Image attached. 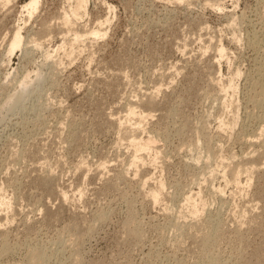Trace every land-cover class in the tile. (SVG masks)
I'll use <instances>...</instances> for the list:
<instances>
[{
	"label": "rangeland",
	"instance_id": "rangeland-1",
	"mask_svg": "<svg viewBox=\"0 0 264 264\" xmlns=\"http://www.w3.org/2000/svg\"><path fill=\"white\" fill-rule=\"evenodd\" d=\"M30 1L0 0V264H264V0Z\"/></svg>",
	"mask_w": 264,
	"mask_h": 264
},
{
	"label": "bare ground",
	"instance_id": "bare-ground-1",
	"mask_svg": "<svg viewBox=\"0 0 264 264\" xmlns=\"http://www.w3.org/2000/svg\"><path fill=\"white\" fill-rule=\"evenodd\" d=\"M10 1V0H9ZM39 5H40V0H31L27 5H25L24 6V9L27 11V13H29V16L30 15H32L33 13H35L36 11H37V9L39 8ZM78 5V4H77ZM84 5H85V2L83 3L82 1H80L79 0V5L78 6H76V7H78L77 9H75L76 10V12L75 13H73V14H76L77 16L79 15L78 13H77V11H82L83 9H82V7H84ZM85 8H86V5H85ZM74 10V11H75ZM75 16V15H74ZM30 17H32V16H30ZM67 17V16H66ZM68 18L69 17H67V20H68ZM75 18H76V16H75ZM66 19V18H65ZM68 21H70V19L68 20ZM67 22V21H66ZM72 23V22H71ZM70 23V24H71ZM68 25L69 24V22H67V23H64L63 22V25ZM70 24L67 26V27H69L70 26ZM66 27V28H67ZM19 30V29H18ZM20 31H21V29H20ZM20 31H17L16 33H15V36L13 37V40L11 41V44H10V50H9V52H11V53H13L14 54V52L16 51V50H18V49H20V48H22V45H23V37H22V33H20ZM99 31V30H98ZM97 31V32H98ZM79 32V31H78ZM94 33H96V31H94ZM76 34V33H75ZM77 35V34H76ZM79 35V34H78ZM77 35V36H78ZM93 35H96V34H93ZM99 35H101L100 33H99ZM80 36V35H79ZM97 37H98V33H97ZM78 38V37H77ZM35 42H37V41H35ZM38 43V42H37ZM39 45H41L40 43H38L37 44V46H39ZM35 46H36V43H35ZM36 46V47H37ZM41 46H39V47H37V48H40ZM35 48V47H34ZM34 50V49H33ZM221 50V49H220ZM28 51V50H27ZM221 53H222V55H224V53H223V51H221ZM220 53V54H221ZM10 54V53H9ZM49 55V54H48ZM49 57V56H48ZM241 74H239V73H237L236 74V76H235V78L237 77V79H238V76H240ZM233 77H234V75H233ZM234 80H236V79H232V82L234 81ZM231 82V81H230ZM230 83V85H228V86H230L229 87V89L230 90H232V92H235V90H236V88H235V86H234V84L233 83H235V81L233 82V83ZM24 85H25V83H24ZM27 86H25L24 88H26ZM227 90V89H226ZM237 91V90H236ZM20 101V100H19ZM18 101V102H19ZM233 104V103H232ZM233 109V108H232ZM134 110V109H133ZM131 111V110H129V117H133V116H136L137 117V113L135 114V110H136V107H135V110L134 111ZM56 116V115H55ZM237 116V115H236ZM133 119V118H132ZM142 120V119H141ZM237 120H238V118H237ZM236 120V122H238ZM126 121V120H125ZM132 121V120H131ZM235 121L233 122V123H235L236 125H237V123H236ZM123 123V122H122ZM128 123H129V121H128ZM232 123V122H231ZM141 125V124H140ZM231 125V124H230ZM133 126V125H132ZM136 126V125H135ZM233 126V125H232ZM228 127V126H227ZM234 127V126H233ZM232 127V128H233ZM121 128V127H120ZM130 128V127H129ZM139 128V127H138ZM230 128V127H229ZM133 129V128H132ZM234 129V128H233ZM232 129V130H233ZM140 131V130H139ZM129 136V135H128ZM195 136V135H194ZM131 138V137H130ZM204 138V137H203ZM128 139H129V137H128ZM120 140V139H119ZM132 142H131V145L135 148V155L137 154V153H140L141 155H143V154H146V153H148V152H150L152 149H154V147H155V144H154V142H155V140H152V138L150 139V140H148V141H144V140H142V139H138L137 137H133L132 139ZM132 148V147H131ZM133 150V149H132ZM134 155V156H135ZM203 155V154H202ZM141 157V156H140ZM139 158V156H138V154H137V156H136V159H134V162H133V160H132V162L134 163V166H140V165H142V164H140L139 162H138V159ZM158 160V159H157ZM222 160V159H221ZM212 161V160H211ZM140 162H142V161H140ZM144 162V161H143ZM153 162V161H152ZM151 162V163H152ZM225 162V161H224ZM221 164V163H220ZM245 165V164H244ZM242 166V165H241ZM142 167V166H141ZM237 167V166H236ZM239 167H240V165H239ZM238 167V168H239ZM238 168H236V169H232V171H233V174H232V172H231V174L233 175L232 177H234L233 179H235L236 180V182L238 183V181H239V177H240V175H242L241 173H240V170L238 169ZM244 168V167H243ZM242 170V169H241ZM243 172V171H242ZM230 174V173H229ZM228 175V174H227ZM233 179H231V180H233ZM234 181V180H233ZM145 182V181H144ZM151 193V192H150ZM153 193V192H152ZM155 194H156V192H155ZM153 195L154 197L153 198H157V194L156 195ZM161 196V195H160ZM199 197V196H198ZM158 199V198H157ZM187 199H188V197H187ZM3 202V201H2ZM190 202V201H189ZM196 202V201H195ZM5 204H7L6 202H4ZM130 203V202H129ZM4 204V205H5ZM8 205V204H7ZM196 205V204H195ZM201 206V205H200ZM199 206V207H200ZM195 207V206H194ZM199 213V212H198ZM197 214V213H196ZM176 215V214H175ZM195 219H196V217H195ZM127 224V223H126ZM128 225V224H127ZM125 230V229H124ZM137 233V232H136ZM190 235V234H189ZM87 237V236H86ZM208 239H210V238H208ZM214 239V238H213ZM212 242V241H211ZM202 248V247H201ZM40 253V252H39ZM76 254V253H75ZM180 254V253H179ZM37 255V254H36ZM41 255V254H40ZM42 256V255H41ZM30 257V256H29ZM57 257V256H56ZM41 258V257H40ZM77 261V259L75 260V262ZM241 261V260H240ZM77 262H79V261H77ZM32 264V263H31ZM80 264V263H79Z\"/></svg>",
	"mask_w": 264,
	"mask_h": 264
}]
</instances>
